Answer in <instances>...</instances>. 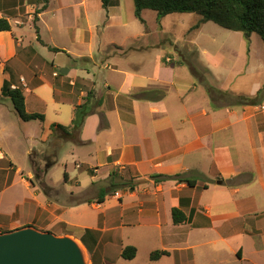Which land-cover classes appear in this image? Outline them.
I'll list each match as a JSON object with an SVG mask.
<instances>
[{"label": "crops", "instance_id": "1", "mask_svg": "<svg viewBox=\"0 0 264 264\" xmlns=\"http://www.w3.org/2000/svg\"><path fill=\"white\" fill-rule=\"evenodd\" d=\"M80 3L83 5V15L80 23L76 22L74 39L79 41L80 38L86 43L88 52L83 55L64 50L68 64H52L59 70L67 68L63 76L67 81L66 96L55 97V87L46 79L45 73L42 74L44 77L38 75L41 84L27 87L24 91L25 110L33 113L36 111L26 109L25 94L47 84L52 89L49 101L55 107L59 109L61 105H69L71 117L68 124L64 125L68 126L74 107L84 101L89 88L93 90L90 101L93 111L83 121L79 135L81 143L74 144L77 149L87 148V156L94 163L85 162L77 155L79 159L74 162L77 173L73 176L68 173L67 181L73 177L79 179L83 175L90 176L91 185L96 179L101 181L97 187L98 193L102 181L106 180L112 169L129 168L135 177L132 181L134 189H120L128 190L124 193L127 198L116 209L115 218L119 222H133L132 225L141 224L147 219L154 228L159 229L163 225L170 228L166 243L160 247V250H167L170 255L154 260L155 264H183L184 254L187 264H195L197 253H217L223 249L222 243L232 236H238L247 243L252 255L264 252L263 66L226 64L225 68H221L225 70L223 74L214 65L190 64L196 69L194 76L187 64H174L177 57L162 50L164 40H141L152 35L154 32L151 30L126 35V44L124 41H105L93 46L92 25L87 19V1L81 0ZM123 8L122 0H118L115 5L105 9L106 16L99 22L101 28L115 25L126 27ZM204 24L197 30H201ZM96 25L93 27L96 28ZM78 31L80 37L76 34ZM7 32L0 31V34ZM193 44L198 48L196 43ZM108 47H112L111 50L104 53ZM150 52L163 53L158 56L157 64H146L144 55ZM137 53L143 56L138 59L131 56ZM81 57H88L91 61L81 62L78 60ZM75 59L77 61L73 62ZM78 62L81 64H76ZM3 67L0 71L2 75ZM56 72H53V76ZM205 73L211 76V84L206 82ZM223 78L226 83H222ZM238 79L248 81L247 91L229 90ZM77 83L83 88H77ZM207 84L233 95L253 97L259 90L262 91L255 104L213 108L206 90ZM143 92L151 93L144 95ZM0 96L3 97L1 92ZM8 99L4 96L0 108L7 107ZM35 101L46 105L48 99L35 94ZM42 115L43 120L22 121L43 122L46 118L45 114ZM50 125L43 137L45 143L50 138ZM4 157L7 156L0 147V161ZM71 157H76L75 150L71 152ZM10 162L11 173L7 168L4 174H0L1 197L15 182L16 167L12 160ZM87 169L93 173H88ZM96 170L101 171V175L94 173ZM176 174L195 179V186L175 179L155 182L151 177ZM47 175L48 169L45 178ZM9 177L11 179L7 183ZM20 180L26 189L29 188L30 184L24 177ZM47 185L53 187L49 183ZM26 198L21 193L17 198L13 195L7 201H0V213L14 212ZM87 200L80 202L86 204ZM106 201L104 199L102 203H97V209L103 211L105 216L106 210H113ZM84 203H75L73 207ZM131 206L133 211L129 213L127 209ZM173 207L183 211L186 217L183 223H173ZM129 214L132 218H128ZM93 224L95 219L89 227H93ZM84 226L87 228V224ZM124 226L121 223L116 230ZM193 233L200 237L190 241L189 237ZM114 238H117L116 231ZM229 250L240 264L249 258L247 248L241 242L234 248L229 247Z\"/></svg>", "mask_w": 264, "mask_h": 264}, {"label": "rangeland", "instance_id": "2", "mask_svg": "<svg viewBox=\"0 0 264 264\" xmlns=\"http://www.w3.org/2000/svg\"><path fill=\"white\" fill-rule=\"evenodd\" d=\"M80 1L50 0L45 12L37 13L36 25L39 27V35L43 42L63 48L65 51L71 50L86 55L87 44L80 41V38L79 41L74 39V34L77 31L76 22L80 23L83 15V5ZM86 1L87 19L92 25L90 31L93 37V46L98 42L105 41H124L123 43L126 44L128 43L127 40H124L126 35L142 30H151L154 33L149 37L141 38V40H164L162 50L173 53L177 57L178 62L176 61L174 64H210L219 68L223 74L225 70L221 68H225L226 64H261L264 69V47L256 33H252L248 39H245L241 32L225 29L212 21L206 22L198 31L192 28L193 24L201 17L197 13L169 14L164 18L157 19L156 13L150 9L143 11L142 16L145 23L142 24L134 17L132 0H122L124 16L127 19L126 27L121 28L119 25H115L110 28H101L99 22L106 16V10L100 6V0ZM42 5L43 0H0V17L7 18L10 23V30L7 34H0V71L4 64H7L8 70L4 71L3 75L0 74V88L2 79L7 78L9 73L11 82L26 91L25 88L29 82L38 75L47 72L45 64H68L65 52L61 51L56 54L48 51L46 46L36 40L33 17L36 14L35 11L39 10ZM170 15H177V17ZM95 24H97L96 28L93 27ZM76 34L80 37L81 33L78 31ZM172 44L174 45L172 46ZM9 46L11 47L10 51L5 54ZM111 48L108 47L104 53L110 51ZM162 54V52H150L144 55L147 60L146 64H157L158 56ZM131 56L138 59L143 55L137 53ZM81 62L76 64H81ZM216 68L215 70L218 71ZM54 69L59 70L58 68ZM44 75L42 76L44 77ZM56 77L60 78L54 85L55 97L58 98L66 94L67 81L65 77ZM204 77L206 82L210 83L209 73H205ZM225 81L226 79L223 78L222 83ZM77 84H79L77 88H83L80 83ZM247 87V80L238 79L229 90L245 92L248 90ZM35 94L46 97L48 99L46 105L36 102ZM51 95L52 89L47 84L33 90L32 93L25 94L26 109L45 114L46 120L43 122H23L9 99L7 107L0 108V147L8 157H4L0 161V174H4L3 171H6L7 168L9 171L11 170L10 160L15 164L17 172L14 184L2 197L0 195V201H7L13 195L17 198V195L20 196L21 193L28 197L17 206L14 212L0 213V233L30 226L38 231H48L57 236H68L82 247L81 251L87 264H155L149 259V253L152 250L160 249L166 243L170 228L166 225L159 229L154 228L148 224L147 219L138 225H132L133 222L117 221L115 218L116 209H119L124 199L126 201L127 197L124 193L128 190H118L105 197L107 205L111 204L113 208V210L105 211L107 217L103 211L97 209V203L80 202L86 199L94 200L101 181L96 179L95 183L91 185V178L86 175L80 176L79 179L73 177L67 181L69 175L73 176L77 173L74 166V162L79 159L77 155L85 162L94 163L87 156V148L77 149L74 143L57 138H49L46 143L43 141L50 123L67 125L71 117L69 105H61L58 109L49 101ZM70 95L72 96L73 93ZM3 99L4 96H0V102ZM225 103L226 100L217 101L218 105ZM74 150L76 157L72 158L71 152ZM46 156L48 157L46 158ZM52 160L54 163L48 167V175L45 178L47 170L44 171L43 167ZM65 171H67L66 181L63 179ZM118 171L125 179L135 180L129 168L126 167L122 170L118 168ZM88 173H93V171H88ZM94 173L101 175L102 172L96 170ZM21 177L28 181L29 188L26 189L23 186ZM47 182L53 187H49ZM198 195L199 193H197ZM75 203L84 204H77L78 206L73 207ZM127 211L132 213L133 207H129ZM128 218H132V216L129 214ZM94 219L95 224L93 227H89ZM121 223L126 226L116 230V227ZM84 224H87V228L92 229L91 233L84 234ZM115 231L117 238H114ZM82 237L86 244L82 242ZM199 237V234L193 233L189 240L194 241ZM240 242L247 248L246 252L249 255L243 264H264V252L252 255L247 243L240 240L238 236H232L226 243H222L221 248L223 249L217 253H197L195 264H240L233 252L229 250V247L234 248ZM123 244L125 246L133 245L137 248L135 259H123L120 256L121 250L124 248ZM182 259L181 262L187 264L185 254ZM189 264L192 263L189 262Z\"/></svg>", "mask_w": 264, "mask_h": 264}, {"label": "trees", "instance_id": "3", "mask_svg": "<svg viewBox=\"0 0 264 264\" xmlns=\"http://www.w3.org/2000/svg\"><path fill=\"white\" fill-rule=\"evenodd\" d=\"M50 0H43V5L39 10H36V14L33 17V27L36 33V40L39 41L42 45L46 46L52 52H64L63 49H60L55 46L46 45L39 35V27L36 25L38 20L37 13L44 11L47 8V5ZM118 0H100L101 7L107 9L109 6L115 5ZM133 1V14L134 17L142 24L145 23L141 12L143 9H150L156 13V18L160 19L167 14L171 13H197L201 17L193 24V29H199L202 24L207 21H212L215 24L232 31H238L242 33V36L245 39H248L252 33H256L263 44L264 47V0H132ZM10 23L5 17H0V31H9ZM79 60L88 62L91 61L88 57H81ZM76 61V59L74 60ZM191 73L196 76V69L187 64ZM46 67V77L53 84H57L56 80H59L58 77H63L64 74L61 71H57L56 75L53 76V72L56 71L52 64H45ZM3 70L6 72L7 64H4ZM55 80V82H54ZM54 82V83H53ZM41 84V79L34 78L27 87H33ZM206 90L209 95L211 106L213 108L217 107H229L236 105H248L255 104L259 100V96L262 90H259L257 94L253 97L243 96V95H233L226 91H222L213 86L206 85ZM1 94L5 97H8L12 103V106L23 121H29L33 119L43 120V115L40 113H28L25 110L24 103V89L21 86L16 85L11 82L10 74L8 77L3 80L1 88ZM153 92V91H152ZM151 92H143L144 95H148ZM93 97L92 88L87 90V94L84 97V101L81 104H78L73 109V117L68 126L62 124H51L50 125V138H57L63 141H70L75 144H80V131L83 125L85 117L93 111V104H91V98ZM226 100L224 105H218L217 101ZM97 101V100H96ZM95 101V102H96ZM98 102V101H97ZM48 156H46L47 158ZM54 163V160L48 161L43 170H47ZM11 162L9 163V166ZM87 171H92L87 169ZM37 175V174H36ZM155 182H160L168 179H175L178 181L185 182L188 186H195L196 180L191 179L181 174H176L172 176L168 175H157L151 176ZM38 178V175H37ZM11 177L7 180V183L10 182ZM63 179H66V172L63 173ZM127 188L128 190L134 189V183L131 179H125L118 169H112L106 180L99 187L97 196L94 200H87L88 203L96 202L102 203L107 195H112L120 189ZM172 220L174 224L183 223L186 220V217L183 211L178 207H173L171 210ZM92 229L85 228L84 234L91 233ZM82 242L86 244L84 237H82ZM136 247L133 245H126L120 253V256L123 259H133L136 255ZM163 255H170V252L167 250L155 249L150 252L149 259L151 261L159 259ZM237 256L240 257V254L237 253Z\"/></svg>", "mask_w": 264, "mask_h": 264}, {"label": "water", "instance_id": "4", "mask_svg": "<svg viewBox=\"0 0 264 264\" xmlns=\"http://www.w3.org/2000/svg\"><path fill=\"white\" fill-rule=\"evenodd\" d=\"M66 74L67 68H61ZM0 264H87L78 243L27 226L0 233Z\"/></svg>", "mask_w": 264, "mask_h": 264}, {"label": "bare ground", "instance_id": "5", "mask_svg": "<svg viewBox=\"0 0 264 264\" xmlns=\"http://www.w3.org/2000/svg\"><path fill=\"white\" fill-rule=\"evenodd\" d=\"M80 248H82V247H80ZM85 257V256H84Z\"/></svg>", "mask_w": 264, "mask_h": 264}]
</instances>
